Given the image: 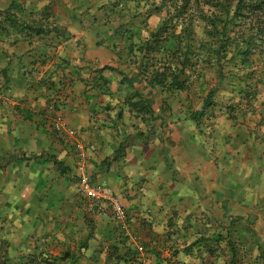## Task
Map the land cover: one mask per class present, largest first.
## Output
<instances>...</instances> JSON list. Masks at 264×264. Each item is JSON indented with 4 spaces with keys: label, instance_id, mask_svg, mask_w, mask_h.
<instances>
[{
    "label": "crops",
    "instance_id": "crops-1",
    "mask_svg": "<svg viewBox=\"0 0 264 264\" xmlns=\"http://www.w3.org/2000/svg\"><path fill=\"white\" fill-rule=\"evenodd\" d=\"M18 1L28 17L43 15L66 30L33 44L12 36L0 47L1 188L10 203L27 205L28 220L42 224L36 240L56 244L59 254L74 252L79 264H115V247L137 253L124 264H158L155 252L170 257L175 247L182 250L183 236L193 235L191 244L211 221L251 222L264 242V131L233 134L231 145L215 149L218 161L204 146L175 139L170 128L163 135L157 117L153 135L126 134L138 119L127 114L126 101L104 94L116 96L118 71L103 73L109 84L97 75L117 65L115 54L97 44V28L107 29L95 2ZM136 87L145 91L129 89ZM57 114L60 132L52 126ZM83 176L114 189L127 211L125 226L91 209L78 192Z\"/></svg>",
    "mask_w": 264,
    "mask_h": 264
},
{
    "label": "trees",
    "instance_id": "trees-1",
    "mask_svg": "<svg viewBox=\"0 0 264 264\" xmlns=\"http://www.w3.org/2000/svg\"><path fill=\"white\" fill-rule=\"evenodd\" d=\"M146 1L156 10V15L160 17L161 22L158 29L151 32L149 37L138 43V45L134 43L133 38L127 40L128 44L125 43L121 47V44L115 43L114 36L117 29L114 20L117 16L116 12H122L119 5H111L109 18L106 16V21L102 22L104 24L102 27L106 28V31L101 32L100 28L95 26L98 30L97 35L100 36L97 44L105 46L107 50L116 56L117 69L106 66L97 71V75L100 76L101 80L105 84H109L108 79L102 76L103 73L106 70L118 71V74L122 77L121 84H128L132 88L147 84L145 91L149 88L146 95L144 90L138 91V88H135L132 98L135 96L138 101H129L132 111L145 112L152 121L157 117L156 120L159 121L160 129L165 135L168 134L171 131L166 125L172 116V110L162 99H160L162 104L156 105V88H161L162 91L168 90L171 93L176 90L184 92L191 91L192 85L195 83L200 89H203L206 74L214 68H216L217 83L208 90L201 109L189 111V118L200 124L205 116L215 114V110L212 111L211 109L217 106V94L221 86L224 85V80L231 75L236 76L244 87H241V84L229 82L227 89L236 90L238 94V100H231L234 102L237 100L238 106L246 102L249 109L253 107L254 102L257 100L259 83L255 84L254 77H249V75L256 72L253 71L255 66L252 62L253 55L260 54L263 51L264 0ZM93 21L96 22L97 18L94 17ZM232 24L237 25V30L235 33L229 34ZM199 25L203 26L201 36L198 31ZM52 33L61 36L66 33V30L59 29L57 24L50 22L49 18H43V15L38 20L33 19L32 16L28 17L26 10L18 0H12L8 6H3L0 0L1 36L4 35L8 38L13 36L17 39L16 41L27 38L32 43L34 38L38 40ZM230 52L234 55L228 60L229 62L239 59L238 64L235 65V68L238 69L235 74L230 71L227 74V65L223 63V60L227 58L226 55ZM260 55H263V53ZM127 69H129L128 73L125 72ZM259 82H261V79H259ZM99 88L102 91V86ZM249 109L245 112H249ZM236 110L237 108L233 104L228 105L225 112L229 114L231 120H237ZM157 111H159L158 114ZM218 112L222 114L223 107ZM251 112H255V109L252 108ZM154 133L155 131L152 128L149 134L153 135ZM117 158H112V161L117 160ZM204 230L207 231L208 228ZM204 230L201 229L196 232L194 236L200 235V237L189 245L188 240L192 239L193 235L183 236L182 250H178L177 247H175L176 249L173 248L174 251L168 258H163L160 252H155L157 258H159L158 264H189L188 262H172L173 258H177L181 251L187 254L186 259H189V257L193 259L191 253H196L199 249L206 254L200 264H206L208 259L211 260L217 254L213 245L219 241L221 234L208 237L207 234L203 233ZM227 231L231 253L229 264H235L238 248L231 240L233 235L230 233V229H227ZM180 239L178 245L182 244ZM38 240L40 241L38 243H41V239ZM9 243L5 238L0 240V264H79L76 260L77 255L74 252L69 251L59 256H53L47 251L46 247L38 249V245L35 246V251H31L27 258L20 257L16 261H12L9 253ZM260 253L258 264H261V260L264 261V251L260 250ZM118 254L119 250L115 247V251L109 256L110 260H116L115 264L134 262L137 259V253L134 252Z\"/></svg>",
    "mask_w": 264,
    "mask_h": 264
},
{
    "label": "rangeland",
    "instance_id": "rangeland-1",
    "mask_svg": "<svg viewBox=\"0 0 264 264\" xmlns=\"http://www.w3.org/2000/svg\"><path fill=\"white\" fill-rule=\"evenodd\" d=\"M11 1L12 0H1V4L3 6H8ZM91 1L95 2V5L99 7L98 14L100 22H105L106 16L109 18L111 13V5H119V7H121L122 12H116L117 16L114 20V25L117 29L114 40L115 43L121 44L120 47L127 43L126 41L130 38H133L134 43L138 45V43L149 37L151 32L156 31L158 29L159 23L161 22L160 17L156 15V10L146 0ZM236 30L237 25L232 24L230 26L229 34L235 33ZM198 31L199 35L201 36L203 32L202 25L198 26ZM6 38L8 37L4 35L0 37V47L3 46L4 43L8 42L5 40ZM262 48L263 55H260L262 53H256L252 57V62L255 64L253 71L256 72H254L255 74L250 73L249 77H254L253 79L256 81L255 84L259 83V88L257 90V100L250 109L247 107L246 102H243L238 106V94L236 93V90L227 89L229 82L237 83L238 85L241 84L240 86L243 87L242 83L236 78V76L231 75L229 78L224 80V85L221 86V89L217 94V106L211 109L212 111L215 110V114H213V116H205L201 120L200 124L195 123L191 118H189V111L200 110L203 99L208 90L216 85V68L210 70L206 74L204 80L205 86L203 89H200L195 83L192 85L193 88L191 91L184 92H179L176 90L175 92L171 93L168 90L162 91L161 88H156V103L158 106L159 104H162L160 103V99H162V101H165L172 110V116L170 120L167 121L166 126L174 131L175 139L182 140L184 138L187 143L192 141V144H189V146L196 150H200L201 147L204 146L205 149L212 151L210 154L212 155V159L215 158V161H218V153L215 149L218 148V146L225 147L231 145L228 138L232 137L233 134L236 133L240 135V137H244V135L250 130H258L259 132L264 131V43ZM233 55L234 54L230 52L226 55L227 58L223 60V63L227 65V74H229V71L234 74L236 71H238V69L235 68V65L238 64L239 59H235L231 62L228 61ZM259 79H261V82H259ZM114 82L120 86V88L117 90L118 92H116V96L112 97V93L106 92H104V94L115 100L126 101L129 108V101H138L135 96L132 98L134 91L129 89L132 87L128 84H125L129 86L125 88L123 86L124 84H121V76L116 75ZM146 85L147 84H144L143 86ZM147 90L144 92L145 95ZM231 99H237L235 100L237 103ZM233 104H235L237 108L235 111L237 120H231L229 114L225 112L226 107ZM222 107L223 113L220 114L218 111L222 109ZM252 108L255 109V112H251ZM248 109L249 112L246 113L245 111H248ZM158 113L159 111H157V114ZM244 113L246 114L244 115ZM127 114H130V117H135L136 120H138L133 124V126H131V128H129V131L125 132L126 134L138 130L149 133L154 123L150 116L145 114V112L139 113L137 110L132 111L131 109L127 111ZM130 125L131 124H127L126 127H130ZM232 145H234V143H232ZM1 184L2 181L0 175V240L5 238L10 242L9 253L12 261H16L20 257L27 258L31 251H35L36 245H38V249L46 247L50 254L53 256H59L60 248L56 244H48V242L38 243L40 241L36 240V237H39V234H41L43 231V229H40L42 224L37 223L35 226L34 220L27 219L28 216L27 213H25V208L27 207L26 204L23 205L10 203L11 198L9 194L3 192ZM7 189L10 190L9 187ZM227 222L228 221H226V223ZM210 224L212 225L207 231L204 230L203 233L207 234L208 237L217 236L220 233L221 238L213 245V248L217 251V254H215V257L211 260L208 259L206 264L230 263L231 253L229 251L227 229H230V233L233 235L231 240L234 242L235 247L238 248L235 264H258L257 262L259 261V255L261 254L260 250L264 251V242H262V240L258 235H256L254 231H251V222L245 223L242 221L233 220V222H229V224H227L228 226L224 227L223 223L220 225L211 221ZM197 236L200 237V235ZM205 255V252H202V250L199 249L196 253H191V257H193V259L189 257L188 263L200 264L202 263L203 257ZM186 258L187 254L182 251L180 261H176H178V263L187 262L185 260ZM261 264H264L263 260H261Z\"/></svg>",
    "mask_w": 264,
    "mask_h": 264
},
{
    "label": "built area",
    "instance_id": "built-area-1",
    "mask_svg": "<svg viewBox=\"0 0 264 264\" xmlns=\"http://www.w3.org/2000/svg\"><path fill=\"white\" fill-rule=\"evenodd\" d=\"M52 126L58 132L65 130L63 116L57 114ZM78 192L91 202V209L98 207L102 215H111L119 225H126L128 218L126 208L112 187L107 184H96L90 177L83 176L79 181Z\"/></svg>",
    "mask_w": 264,
    "mask_h": 264
}]
</instances>
